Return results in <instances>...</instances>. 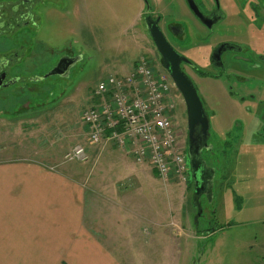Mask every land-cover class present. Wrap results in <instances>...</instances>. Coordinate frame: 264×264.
<instances>
[{"label":"rangeland","instance_id":"374dc122","mask_svg":"<svg viewBox=\"0 0 264 264\" xmlns=\"http://www.w3.org/2000/svg\"><path fill=\"white\" fill-rule=\"evenodd\" d=\"M150 1V9L162 14L163 20L179 16L186 26L191 23L181 3L180 9H173L170 0ZM71 3L73 7L62 9L67 14L63 25L72 31L66 34L74 35L81 58L68 77L45 78V87L39 92L10 96V91H2L6 99L0 102V158L24 156L62 167L78 166L86 174H92L90 180L101 169L107 171L110 167L104 174L108 180L118 179L120 188L127 184L134 186L133 180L139 176L146 187L143 194L131 197L132 206L145 215L144 237L148 239L152 231L157 232L152 246H147L148 241L144 245L139 264H264V131H259L262 123L257 118L264 113V105L256 107L255 103L239 101L237 89L230 96L226 83L221 86L212 79L199 80L193 76L209 120L208 144L212 146L209 151L203 150L201 156L214 169L211 194L199 199L202 211L195 226L191 168L185 149L187 182L163 179L147 161H136L128 149H116L110 143L105 153L106 146L101 150L99 144H89L80 118L82 111L102 100L93 96V92L108 74L125 75L141 56L159 68L151 48L145 44L146 38L141 36L143 0H71ZM218 28L215 26L213 33L209 32V44L221 40L216 38ZM43 29L46 32L47 27ZM198 30L190 37L202 38L206 31ZM191 38L186 45L192 44ZM68 41L59 39L58 45L65 47ZM209 49V45H204L196 50L195 58L201 67H206L202 58ZM53 61L47 58L37 68H48ZM168 99L175 106L178 143L184 148L185 107L180 95L173 91ZM77 144L88 154L87 161L65 160L64 155ZM123 181L127 183L122 184ZM164 220L173 240L161 235L165 228L158 221ZM133 247V253L141 250L137 242Z\"/></svg>","mask_w":264,"mask_h":264},{"label":"flooded vegetation","instance_id":"af4514ba","mask_svg":"<svg viewBox=\"0 0 264 264\" xmlns=\"http://www.w3.org/2000/svg\"><path fill=\"white\" fill-rule=\"evenodd\" d=\"M150 2L143 0L140 14L141 36L143 39L146 38L145 44L151 48L159 68L151 66L170 78L171 91L180 95L185 113L184 99L170 77L169 58L163 59L166 68L161 62L160 52L149 36L147 24L156 23L170 48L180 58L178 69L190 79L196 93L197 88L194 84L196 79L193 76H198L199 80L212 79L221 86L226 83L230 96L234 93L233 89H237V93H240L239 101L255 103L256 107L264 105V0H170L169 5L173 9L175 7L180 9V3L183 5L191 17L188 26L179 16L163 20L162 14L150 9ZM67 6L73 7L71 0H0V102L6 99V96L1 94L4 91H10L11 96L13 93L43 90L45 87L43 80L51 76L45 75L55 68L60 59L62 64L58 71L62 74L52 75L58 77L70 75L81 57L76 51L74 35L66 34L72 31L64 29L63 22L67 14L62 9ZM215 26H219L216 38L221 40L209 44L211 36L208 37V34L210 31V34L213 33ZM43 27H47L46 32ZM198 28L205 30V34L202 38L199 36L191 38L192 33L200 32ZM64 38L69 40L68 44L60 47L58 41ZM188 38L192 39L190 46L185 44ZM204 45H209L210 49L208 55L205 54L202 58L206 62V67H201L195 53ZM76 57L79 59L65 69V65L70 64ZM47 58H53V64L48 68H37L38 64L45 63ZM257 118L262 123L259 131H264V113ZM185 119L184 149L188 156L187 114ZM190 137L191 153L196 157V149L202 145L199 124L193 128ZM208 141L209 134L206 144L201 148V155L203 150L211 149ZM195 162L200 163L199 170H203L204 174L200 198L209 196V177L211 172L214 173V169L205 160L204 165L199 157H196Z\"/></svg>","mask_w":264,"mask_h":264},{"label":"crops","instance_id":"0c3cea01","mask_svg":"<svg viewBox=\"0 0 264 264\" xmlns=\"http://www.w3.org/2000/svg\"><path fill=\"white\" fill-rule=\"evenodd\" d=\"M62 166L0 158V264H139L157 235L144 237L145 215L132 206L145 181L136 176L134 186L120 188L104 174L110 167L90 180L78 166ZM164 221L161 235L173 240ZM134 242L141 248L135 253Z\"/></svg>","mask_w":264,"mask_h":264},{"label":"built area","instance_id":"2783aa9c","mask_svg":"<svg viewBox=\"0 0 264 264\" xmlns=\"http://www.w3.org/2000/svg\"><path fill=\"white\" fill-rule=\"evenodd\" d=\"M170 78L141 56L125 74H108L93 96L97 105L81 112L80 118L91 145L112 144L128 149L136 161H147L160 178L187 182L184 148L178 143L174 104L169 101ZM65 160L87 161L77 144Z\"/></svg>","mask_w":264,"mask_h":264},{"label":"water","instance_id":"95a60500","mask_svg":"<svg viewBox=\"0 0 264 264\" xmlns=\"http://www.w3.org/2000/svg\"><path fill=\"white\" fill-rule=\"evenodd\" d=\"M147 29L149 32V36L155 43L156 48L158 49V51L160 52L162 56V59H161L162 64L165 62L163 59L169 58V61L171 63V70L169 72L170 77L173 80V83L175 84L176 88L181 93L184 99V102H185V106H186L187 131L189 134L188 156H189V161H190L191 177H192V184H193L192 200H193V205L196 209V215L194 218V222L196 226L198 222V218L201 215V211H202L199 199L202 194L200 190L204 184V174H203V170H199L200 163L197 164L195 162V159L196 157H199L201 162L204 163V165H206L204 160H202L201 148L204 144H206V141L208 138L209 121H208V117L204 111L203 105L196 93V90L193 84L191 83L190 79L178 69V62L180 58L177 57V54L170 48V46L166 42L164 36L162 35L161 31L159 30L155 22L152 24H147ZM78 59L79 57H76L73 60H71L70 64L65 65V69H68V67L72 64V62L74 63ZM61 62H62V59H60L58 64L55 66V68L52 71H50L48 74H46L45 76L60 73V71H58V68L59 66H61L62 64ZM164 64L163 66L167 68V65L166 64L164 65ZM63 74L66 75V73H63ZM197 124L200 125L201 131H202V139L200 141L202 145L196 149V154H195L196 157H195L192 155L191 149H190V143H191L190 136L193 131V128ZM213 174L214 173L211 172V176L209 177L210 187L208 190V195L211 194V188H212L211 184H212Z\"/></svg>","mask_w":264,"mask_h":264}]
</instances>
